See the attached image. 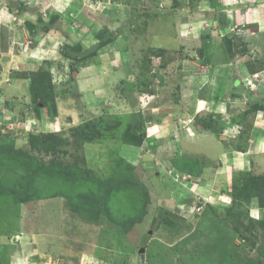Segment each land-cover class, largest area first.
Listing matches in <instances>:
<instances>
[{"label":"crops","instance_id":"0c3cea01","mask_svg":"<svg viewBox=\"0 0 264 264\" xmlns=\"http://www.w3.org/2000/svg\"><path fill=\"white\" fill-rule=\"evenodd\" d=\"M133 8L150 10L154 20L142 32L141 24L137 38L128 22ZM57 22L67 42L81 41L85 50L96 48L100 30L113 40L77 61L63 55L67 37ZM146 39L171 53L169 65H145L137 42ZM41 70L51 75L54 121L32 112L31 80L21 76ZM168 74L175 89L164 103L160 82L168 88ZM262 102L264 0H0V134L15 147L30 133H64L96 120L105 138L87 144L96 146L89 163L109 152L147 170L164 162L178 192L187 183L189 193L227 199L236 173L264 176V110L252 109ZM127 130L142 142L114 139ZM250 210L264 216L257 198ZM22 254L13 264L23 263Z\"/></svg>","mask_w":264,"mask_h":264},{"label":"rangeland","instance_id":"374dc122","mask_svg":"<svg viewBox=\"0 0 264 264\" xmlns=\"http://www.w3.org/2000/svg\"><path fill=\"white\" fill-rule=\"evenodd\" d=\"M152 21L151 11L145 8H133L128 17V22L136 24L132 28L135 37ZM58 26L64 30V24ZM107 32L99 31L98 45L89 51L81 41L67 42L65 31L62 49L77 61L89 58L100 49L101 39L113 38ZM137 45L145 65L153 61L165 67L173 58L170 52L153 47L150 40ZM30 74L21 72L27 78ZM166 78L168 88L160 82L166 86L160 96L164 103L173 98L175 89L171 75ZM46 86L52 94L49 83ZM37 104H33V113L41 118L44 111L47 119L55 120L50 110ZM209 120L198 119L205 125ZM76 128L64 133H30L22 137L26 145L20 147L0 134V264H13L18 251L23 252V263L16 264H264V216L252 215L251 201L238 199L241 188L234 192L232 188L230 197L221 199L189 193L186 183L184 193L179 194L170 165L155 162L147 170L111 152L94 166L88 162V151L96 146L87 144L104 136L87 142L84 130ZM118 136L114 139H131ZM108 145L98 146V151ZM29 160L51 167V172L33 174L38 164L25 163ZM53 168L70 172L75 185L67 184L65 177H55ZM32 175L37 177L35 182ZM244 182L245 178H237L240 186ZM163 208L172 214L154 223Z\"/></svg>","mask_w":264,"mask_h":264},{"label":"trees","instance_id":"16d2710c","mask_svg":"<svg viewBox=\"0 0 264 264\" xmlns=\"http://www.w3.org/2000/svg\"><path fill=\"white\" fill-rule=\"evenodd\" d=\"M56 20H57V18L53 17V19L51 20V25H53L54 22H56ZM26 27L30 33H34V31H36V29H37V26H35L31 23H28V22L26 23ZM44 30L48 31L49 28L46 27V28H44ZM112 40H113V38H111L109 40H102L101 39L100 44H99V48L111 43ZM62 53L66 57H71V55H69V53L66 52L65 50H62ZM95 55H96V53H91L89 55V57H92ZM86 58L87 57H85L83 59L81 58L80 61H85ZM29 79L31 80V95H32L33 103H38L37 104L38 106L47 108L48 111L50 110V114H52L53 116H56L57 115V106H56V102L54 99V90H53L54 88L52 85L51 75L47 71L41 70L38 72H32L29 75ZM48 83H49L51 92L53 91L52 94L48 93V91L46 90V88H48L47 87L48 85L46 86V84H48ZM39 89L42 90V94L39 93ZM252 109L253 110H264V102L254 105L252 107ZM204 126L206 128H209V129L214 128V127H212V122H210V124H208V125L204 124ZM79 128L81 130H84L83 135H84V138L86 139L85 141H87V142L96 141L97 139H99L103 135L101 129L99 128V123L94 124V122H89V123H86L84 126H80ZM88 128H90V129H88ZM124 137L125 138L131 137V139L128 140L126 138V140L129 141V143H134L136 145H139L142 142L141 136H139L135 133L132 134L129 130H127V132L124 134ZM124 141H125V139H124ZM26 162L31 163L32 165L38 164V163L34 162V160L25 161V163ZM51 169H52L51 167H48L44 164H40V165L38 164L35 166L33 174H38V173L46 174L47 172L50 173ZM53 171H54L55 177H58L60 179H63V177H65L67 184L75 185L74 184L75 180L72 177V174L70 172L64 171L63 169L56 170L55 168H53ZM28 173H29V171H28ZM83 177H85V176H83ZM30 178H31L32 182H35L37 179V177H34L33 175ZM237 178L242 179V180H244V178H245V182L243 184L244 186H242V185L240 186V184L236 183ZM96 182L101 183L98 180H96ZM232 188H233L232 192H234V190L236 191V190L241 188L240 190H242L241 191L242 196L239 197L238 199L243 198L247 202L248 200L251 201L253 198H257L260 207L264 208V176H254L251 173H236L234 175ZM57 193H60V192H57ZM238 199H236V201H238ZM170 214H172V212H170L168 209H166V208L160 209L157 217H155L153 222L155 223L156 221H158L160 223V222L166 221V220H168L167 218L169 217Z\"/></svg>","mask_w":264,"mask_h":264}]
</instances>
